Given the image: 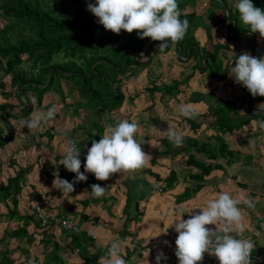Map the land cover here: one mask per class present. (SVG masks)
<instances>
[{
    "label": "trees",
    "instance_id": "1",
    "mask_svg": "<svg viewBox=\"0 0 264 264\" xmlns=\"http://www.w3.org/2000/svg\"><path fill=\"white\" fill-rule=\"evenodd\" d=\"M194 1L177 0L178 10L181 13L180 19H187L189 27L184 38L175 42V47L180 50L181 45L184 44L188 52L187 58L192 54L198 55V57H192L195 63L190 66V69L186 73L179 72L181 74H178L177 79H171L169 83L154 81L159 76L157 73L156 76L150 78L149 86H144L139 91V93L147 94L149 98H146L148 105L138 113L137 118L142 114L144 117L150 116V112L145 114L143 111L152 109L155 102L154 93H158L159 100L166 105L171 97L180 93L179 86L187 85V81L193 72L202 73L209 69L210 75L224 78L228 72L227 65L231 59V64L235 66L232 61H235L239 57L238 55L230 54L226 57L225 54H221V58L226 57V61L221 64L220 74H216V63H221L220 59L217 58L220 44L218 41L213 43L210 35V28L213 26L215 36L220 29L219 27L215 28V20L210 25L208 24L209 27L203 25L205 29L201 28L205 32V41L208 42L209 46L213 44L212 48L209 49L205 43L197 44L192 35L193 30L197 27V22L192 23V19L194 17L201 19V15L195 13L193 9L185 10V6L192 5ZM212 1L222 2L223 7L227 5L225 0H207V20L215 18L217 6H212L214 4ZM95 2L96 0H0V96L2 99L0 101V120H3L4 115L26 117L41 105L43 95L50 90L53 83H57L59 79L71 80L70 90L66 89L65 93L60 92L59 94L70 96L73 88L77 93L76 95L82 99L68 104L64 102L62 95L58 103L67 104L69 107L73 106L72 118L79 120V123L69 125L67 137L75 142L78 149L80 147L82 150L84 144H82V137L78 132L81 127H84V123H81L82 118L91 115L100 121V116L118 110L124 100L128 103L133 101L132 96H125L121 91V77L128 75L127 68L130 65L141 68L147 66L155 54L158 62L157 54L167 51L172 42H167V47L163 51H159L161 42L152 41L151 38L141 39L135 30L131 34L124 30H121L120 34L105 30L98 23V18L88 10V4H95ZM252 3L254 6L264 9V0H252ZM232 8L233 17L227 9V17L222 15L218 22L227 21L226 37L235 40L233 31L238 27L236 19L238 11L234 6ZM229 29L231 31L228 34ZM244 31L246 30L243 28L238 33L245 37ZM249 33L248 35L251 37L255 35L250 30ZM200 49L201 52L199 53ZM149 51H151L150 55H148ZM142 53L146 55V58L140 61ZM263 53L256 52V58H260ZM4 75L8 76L6 80L2 79ZM30 94L36 97L35 104L30 102ZM11 98L14 101H11ZM18 104L21 105V108ZM4 109L6 112H3ZM14 110H17L18 114L14 113ZM211 112L222 129L225 130L226 128V131H231L235 126L234 121L230 118L231 114L226 111V108L214 107ZM83 113L84 117L82 116ZM58 114L59 112L55 113V117ZM185 119L192 121L184 117ZM98 121H93L94 127L92 128L91 123H85V131L90 143L97 140L98 134L103 131L102 124ZM69 123L71 124V121ZM111 124L113 123L111 122ZM91 129L96 132L94 133ZM8 132L6 129V132L0 134L1 148L12 140V134ZM46 133L50 137L48 130ZM157 140L161 144V151L157 152L158 155L170 156L184 149V146L175 147L169 142L165 134ZM153 161L152 158L150 163ZM192 162L196 164V162ZM30 168L31 165L19 167L13 175L6 176L4 181H0V199L7 198L10 201L11 207L8 209V215L12 216L11 218L18 223L16 227L4 231L0 237L1 242L7 234L15 243L13 247H8L5 244L0 245V264H100L98 259L107 256L109 246L104 248L97 246L94 238L83 228H79V231L74 233L53 227L50 223L41 226L35 219L34 209L17 211L18 200L13 196L20 192L24 176ZM210 169V165L203 166L201 174L209 172ZM145 171L154 179V182L159 181L158 174L152 172L148 167H145ZM162 179L165 188H168L175 178L169 170L168 175ZM129 200L126 197L122 213L124 218L120 230L116 231L119 238L128 239V245H130L124 246L123 257L125 259L133 253L139 254L145 248L140 239L133 244L129 241V238L134 236L133 223L141 215L138 213L137 205H135L137 204L136 199H133L131 203ZM130 204L135 211L132 215L128 210ZM83 218L87 219L86 217ZM92 220V223H96L97 217L93 216ZM30 227H32L31 230H29ZM53 228L60 230L63 237L61 238ZM35 234L39 237L37 240L41 248L38 255L31 254L26 247L21 246L23 242L30 245ZM64 241L69 247L68 252L77 257L80 260L79 263L70 261L68 259L70 257L64 256L66 252L62 244ZM13 252H17L16 257L10 256Z\"/></svg>",
    "mask_w": 264,
    "mask_h": 264
},
{
    "label": "crops",
    "instance_id": "2",
    "mask_svg": "<svg viewBox=\"0 0 264 264\" xmlns=\"http://www.w3.org/2000/svg\"><path fill=\"white\" fill-rule=\"evenodd\" d=\"M256 35L257 33L251 37V44L254 48L256 44L259 45ZM237 40H244V37L239 34L238 38L235 37L236 42H238ZM205 42L203 41V43ZM262 46L264 48V44ZM221 52L225 56L228 55L227 51ZM256 52L252 56L256 57ZM261 57H263V54ZM204 72L201 74L203 75ZM207 75L204 78L202 76L201 81H195L196 77L193 73L188 79L187 85L179 86L180 93L171 97L166 105L159 100V96L155 100V105L159 106L160 110L163 109L169 119L176 120V122H173L175 128L183 133L182 146H184V149L170 156L158 155L157 152L161 151V144L157 139L162 137L164 132L158 134V137L154 139L153 148L147 143L148 140L143 138L145 141H138L142 142V149L148 155L146 166L131 172L112 174L107 181H98L93 174L85 173L87 180L76 183L74 185L75 190L71 194H62L52 186L57 174L61 179L69 182L75 179V174L67 171L60 164L64 151L60 147L65 144V141L70 140L67 137L70 128L68 126L69 122H65L64 126L60 128L53 125L54 130L48 131L50 137L47 135L46 130L43 131L42 133L48 136L47 141L44 143L46 148L56 155H54L53 160L50 159L51 161H48L47 157H41L43 158L39 162L41 170L37 169L34 161L31 162L34 163L35 167L33 170L30 168L26 173L27 176H24L22 183L24 185H21L20 190V193L23 192L20 196L21 202L25 205L23 208L31 210L36 205H40L44 207V210L55 213L61 212L71 221L77 223L80 229L82 227L79 226V222H82V225L89 224L94 229L89 228L87 233H92V235H89L95 239L97 246L110 247L113 241H123L121 246V255L123 256L124 246L128 245V239H120L116 231L120 230L124 218L122 214L123 206L129 193L131 195L129 202L131 203L133 199H136L137 204L135 205L139 210L136 209V211L141 213L133 223L134 236L131 239L129 238V241L133 244V242L140 239L145 248L139 254L133 253L126 261L131 262L130 259L133 255L139 256L141 254L143 257L142 252L144 250L149 249L150 246H155L156 251H160L159 253L162 251L166 257V259L160 261V264H179L175 255L176 246L171 244L166 236L169 231L178 234L175 232L174 227H169V225L178 222L181 216L185 220L188 219L191 211L199 212L200 209L196 208L205 206L206 202L214 198L217 193L227 192L233 198H240L241 201L250 199L253 202L254 207H248L243 202L238 205L243 216V232H233L232 235L239 239L251 240L254 244L251 253L252 264H264V198L260 195L262 189H264V131L260 130L258 125L252 123L254 120H264V112L259 115L256 114L260 111L259 105L264 104V97H253L242 84L236 83L234 78L227 73L224 78ZM192 78L193 80H190ZM139 95H142V93ZM216 99H222L233 105L234 110L230 113V118L234 121L235 126L231 131H226V128L225 130L222 129L211 112L214 107H228H220V104H215ZM181 104L195 106L199 115L195 119H191L192 121L184 120V116L178 111V106ZM261 107L264 108V105ZM36 109L39 110L40 106L34 110ZM14 113L18 114V111L14 110ZM112 115H109V118L110 122L114 120L111 124L114 126L120 120ZM134 115L136 114L134 113ZM136 117H133L134 120ZM21 118L17 117V119ZM77 122L79 123V120ZM102 126L103 131L95 141H99L104 134L106 126ZM85 127L84 123V127H81L78 131L82 137V144H84L82 147L84 149L80 150V147L78 149L76 146L80 151L81 172L84 171L87 150L92 144V142L87 143L89 137ZM93 131L96 132L94 129ZM17 132L19 131L13 132V140ZM31 154L33 153L28 155ZM35 157L37 158V154ZM152 158L154 161L150 163ZM192 161L196 164H193ZM206 165H210L211 169L209 172L201 174V168ZM21 167H26V164L21 165ZM145 167L158 174L159 181L154 182V179L145 171ZM169 170H171L175 179L170 187L165 188L162 178L168 175ZM29 178L33 180H28ZM93 184H100L105 187L102 197L97 199L92 195L91 185ZM154 185L158 187L161 185L160 191L154 188ZM136 186L139 192H136ZM31 187L35 191H30ZM130 188L132 191H129ZM26 189L28 190L26 191ZM25 194L27 195L24 196ZM28 203L31 204L28 205ZM10 207L11 203L7 198L0 199V225L2 226L0 237L4 231L10 230L18 224L15 219L11 218L12 216L8 215ZM131 209L133 207L129 205L130 215L135 213ZM17 211H20L19 200ZM21 211L23 210L21 209ZM93 216L97 217L96 223H92ZM206 227L215 229L214 225H207ZM55 232L58 234V231ZM103 234L109 240L101 245L99 244L101 241L97 238ZM34 236L36 240L34 237L33 242L30 244L31 247L38 244L37 239L39 237L36 234ZM4 244L13 247L15 243L13 239L5 234L0 242L1 246ZM31 247H26L29 252H31ZM16 255L17 252H13L10 256L16 257ZM198 264H219V261L216 257L205 253L203 260Z\"/></svg>",
    "mask_w": 264,
    "mask_h": 264
},
{
    "label": "clouds",
    "instance_id": "3",
    "mask_svg": "<svg viewBox=\"0 0 264 264\" xmlns=\"http://www.w3.org/2000/svg\"><path fill=\"white\" fill-rule=\"evenodd\" d=\"M235 8L239 13V20L249 27L251 33H259L264 38V9L254 6L252 0H238ZM88 10L98 18V23L105 30L120 34L121 30L131 34L137 31L139 38H151L161 42L159 51L167 47V42H177L184 38L189 27L187 19L181 20L177 0H96L89 3ZM234 67L229 69L230 77L236 83L242 84L250 94L264 97V57L256 58L244 52L232 61ZM30 102L36 103V97L30 94ZM259 105L260 111L264 108ZM179 113L189 119H195L198 109L193 105L181 104ZM55 106L46 113H36L24 122L29 130L37 129L52 120L55 116ZM264 131V120H254ZM138 125L135 122L122 120L114 126L108 125L99 141H92L85 156L84 171L81 172L80 151L73 140L67 141L60 164L75 174L72 182L61 179L57 174L53 180V188L62 194L74 192V185L87 180L85 173H91L98 181H107L112 174L131 172L146 166L148 155L142 149V142L135 138ZM165 136L175 147H181L183 133L174 126L168 125ZM251 142V141H249ZM105 187L100 184L91 185V193L99 198L104 195ZM243 202L248 207H254L250 199L233 198L229 193H217L209 199L199 212H190L188 219L180 217L174 227L178 234L175 240V255L179 264H198L208 253L218 259L219 264H252L251 253L254 244L248 239H239L233 232H243V216L238 205ZM214 225L215 229L206 227ZM92 235V233H89ZM123 241H113L108 248L106 257L100 258V264H127L121 255ZM166 259L164 254L158 253L156 264Z\"/></svg>",
    "mask_w": 264,
    "mask_h": 264
},
{
    "label": "rangeland",
    "instance_id": "4",
    "mask_svg": "<svg viewBox=\"0 0 264 264\" xmlns=\"http://www.w3.org/2000/svg\"><path fill=\"white\" fill-rule=\"evenodd\" d=\"M212 2L214 3L212 6H217V8L215 10L216 12H215V18L214 19L211 18V19L207 20V18H206V9L208 7L207 0H195L192 5H189V4L186 5L185 10L188 11V10L193 9L195 13H198L201 15V19L195 18V17L192 19V23L197 22V27L193 30L192 35L194 37H196L195 39H197L196 41H197L198 45H202L201 43H203V41H205V35H204L205 32H203V30H202V29H205L203 25H207L209 27L210 23L215 20V24H214L215 28L216 27L220 28L216 32V36L214 34V31H213L214 26H213V28H210V32H211L210 35H211V38L213 39V43H217V41H218L220 44V46H218L217 58L220 59L221 63H219V62L216 63V67H217L216 74L219 75L222 62L225 63L226 57H228L230 54H234L235 56H237V55L239 56L240 54H242L244 52H248L250 55H253L255 51L263 53L264 48H262L263 47L262 45L264 44V38H262L260 36V34L257 32L256 37H258L257 41H258L259 45L256 44L255 48H254V46H252V44H251L252 43L251 36L248 35V34H250L249 33V27L245 26L241 23V21L239 20V13L237 12L236 19L238 21V27H236L234 29L233 35H235V37L238 38V36H239L238 32L244 28L246 30V31H244L245 37H244V40H239V41L237 40L238 42H236L235 40H230V38L228 36L226 37V34H225L227 21H224L222 23L221 22L219 23L218 21L222 15L227 17V13H226L227 9L229 10L231 17H233L234 11H233L232 6L235 7V4L238 2V0H225L224 2L227 3V5L225 7H223L222 2H215V1H212ZM202 22H203V24H202ZM204 22H206V23H204ZM230 31H231V29L228 30V34L230 33ZM223 32H224V36H223ZM205 44L208 45V42H205ZM212 46H213V44H211L209 46V49H211ZM221 51H227L228 52V55L226 57H224L223 59L221 58V54H222ZM200 52H201V49L199 50V53ZM150 54H151V51L148 52V55H150ZM187 54H188V52L186 51L184 44L181 45L180 50H179V49H177V47H175V42H172V44L170 45V48L167 51L159 52L157 54L159 64L157 62V57H155L156 56V54H155V55H153V57L151 58L150 62L147 64V66H145L144 68H141L140 66L135 67V66L130 65L129 68H127L128 75L126 77H121L122 84H121L120 89L124 93L125 96H129V97L132 96L133 101L128 103L127 101L124 100L122 105L118 108V110L112 111L113 115H112V113H110L109 115L114 116V118L119 119L120 121L127 120L129 122H135L138 125V131L135 135V138L137 140H141V141L148 140L147 143L151 145V148L154 147L153 141L155 138L158 137V134L160 135L164 131H166L168 128V125H172L175 127L174 122H176V120L175 119L174 120L169 119L168 118L169 116L166 114V112L163 109L160 110L159 109L160 107L155 105L156 102H154L152 109L150 111H148V110L143 111V113H145V114L150 112L151 117L147 116V115H146V117H144L142 114L140 117L137 118L136 116L138 115V113L140 111H142L148 105V103H147L148 100H146L148 95L147 94L145 95L144 93H142V95H139L141 93V92L139 93V91L141 90L142 87L149 86L150 78L156 76V73L159 76H158V78H155L154 81H156V82L163 81V82H167V83H169L171 81V79H177V74L186 73L190 69L192 62L195 63L193 58L195 56L198 57V55L192 54L191 56H189V58H187ZM263 57H264V53H263ZM145 58H146V55H144L142 53L141 58L139 60L141 61V60H144ZM201 62H203V61L201 60ZM227 69H228L227 74L229 75V69L230 68L228 65H227ZM179 72H181V73H179ZM209 72H210L209 69H206V71L203 73V75L198 71L193 72L194 76L196 77L195 81H201L202 76L204 78V77L208 76L207 74L210 75ZM211 72H212V70H211ZM7 78H8L7 75H4L2 77V79H4V80H6ZM190 80H193V78ZM57 83H53L50 90L43 95V99L41 101L42 106L40 105L39 110L38 109L33 110V112L29 113L26 117H22L21 119H17V117L10 116V115L9 116L4 115L3 120L2 119L0 120V134H1V132H3V133L6 132V129H8V131H9L8 133H10L12 135H13V132L19 131L15 134L14 140L12 138V140H10L2 148H1L2 145L0 144L1 145L0 146V181H4L6 176L12 175L13 172L15 173L16 168L21 167V165L26 164V166H28V165L32 164L31 168L33 170V168L35 167L34 163H31L33 161L36 163L37 169L41 170L40 164H39V162H41L43 159L41 157H47V160L51 161L55 158L54 155H56V154L52 153L49 149L46 148V145L44 143L47 141L48 136L45 133L43 134L42 132L45 130L46 131L47 130L49 131L51 129L54 130L52 128L53 125H56V127H59V128L63 127L65 122H69V119H71L70 120L71 124L69 123L68 126L72 125L74 123H76V124L78 123L77 119L72 118L73 115H71V111L73 110V106L69 107V105H67V104L58 103L59 99H61L62 98L61 96L63 95V94L60 95L59 93L60 92L65 93L67 90H70V88H71L70 86H72L71 80L59 79ZM191 85L193 86V84H191ZM222 89H224V88L222 87ZM71 91H72L71 92L72 95H71V93H70V96L63 95L65 103L69 104V102L73 103L75 100L80 101L82 99V98H79L80 96L78 97L76 95L77 93H76L75 89L72 88ZM226 91H228V90L226 89ZM136 93H138V95H136ZM157 96H158V93H154V96H153L154 101L156 100ZM10 100L14 101V100H12V98ZM0 101H2L1 96H0ZM216 103L220 104V107L228 106L229 108L227 107L226 111H228L229 113H232L234 110L233 105L230 102H225L222 99H216L215 104ZM61 105H62V108H61ZM53 106H55V108H56V113L59 112L57 117L54 116V118L52 120H50L46 124H43L41 127L37 128V129L29 130L27 128V126H24V122L29 120L30 118H32L34 116V114L39 113V112L46 113L47 110ZM19 108H21V105H19ZM63 109H65L64 112H61ZM3 112H6V109H4ZM134 113L136 115H134ZM109 115L104 114V115L100 116V118H99L100 121H98L95 116L88 115L86 117L83 113L82 116L83 117L85 116V117L82 119H83L84 123L93 124L95 121H98L101 124L103 123L102 125L108 126V125H111L112 121H114V120H111V122H110ZM134 116L136 117L135 120L133 118ZM83 122H81V123H83ZM92 127L93 126H91V128ZM39 131H40V133H39ZM91 131H93V130L91 129ZM100 134L101 133H99L98 136H100ZM5 137H6V135H5ZM12 141H13V143H12ZM87 142H89V140ZM66 147H67V141H65V144L61 145L60 148L64 150ZM29 153H33V154H31L29 156L28 155ZM36 154H37V158L35 157ZM39 158H41V159L39 160ZM28 163H31V164H28ZM28 180H33V179L29 178ZM32 185L34 186V184H32ZM135 189H136V192H139V191H137V189H138L137 186ZM27 190L28 189H26V191ZM29 190L35 191L33 189V187H31V189H29ZM129 191H132V189L130 188ZM22 193L19 192V195L21 196ZM26 195L27 194H25L24 196H26ZM127 198H129V199L131 198V195L129 193L127 194ZM21 201L22 200L20 197V199H19L20 211H21V209H24L23 206H25ZM30 204L28 203V205H30ZM130 205H132V204H130ZM131 210L133 211V209H131ZM78 224H79V226H81L86 231H88L89 228L92 230L94 229V227H92L89 224L82 225V222H79ZM1 227L2 226L0 225V229H1ZM31 229H32V227L29 228V230H31ZM54 230L58 231V235L61 238L63 237L60 234L61 233L60 230H57V229H54ZM80 234H82V233H80ZM97 239L101 241L99 243L101 245H104L105 241L109 240V238L105 234L100 235L99 238H97ZM35 240H36V237H35ZM62 244L64 245V248H65L64 251H66L64 256L66 258L70 257V258H68L70 261H73L75 263H79L80 260L68 252L69 247L67 244H65V241L62 242ZM21 246L22 247H27V246L31 247V245L26 244L25 242H23L21 244ZM40 251H41V248H40L39 244H35L31 247L30 253H32L34 255H38ZM159 252L156 251L155 246H152V247L150 246L149 249H146L142 252L143 257L141 256V254L139 256L133 255L132 258L130 259L131 262H128L129 261L128 260L127 264H156V256ZM100 258L101 257H99V260H98L99 263H100Z\"/></svg>",
    "mask_w": 264,
    "mask_h": 264
},
{
    "label": "built area",
    "instance_id": "5",
    "mask_svg": "<svg viewBox=\"0 0 264 264\" xmlns=\"http://www.w3.org/2000/svg\"><path fill=\"white\" fill-rule=\"evenodd\" d=\"M154 188L159 190V187L156 185H154ZM260 195L261 197L264 198V189H262ZM13 197L16 200L20 199L19 193H16ZM33 209L35 213V219L39 222L41 226H44L47 223H50V225H52L53 227H57L64 231H69V232H74V233L79 231V227L77 226V224L71 221L63 213L57 214L52 211L44 210V208L40 205H36ZM166 236L168 237L171 244L175 245V240L177 238V235L169 231L166 233Z\"/></svg>",
    "mask_w": 264,
    "mask_h": 264
},
{
    "label": "water",
    "instance_id": "6",
    "mask_svg": "<svg viewBox=\"0 0 264 264\" xmlns=\"http://www.w3.org/2000/svg\"><path fill=\"white\" fill-rule=\"evenodd\" d=\"M228 66H229V68L234 67V66L231 64V60L229 61Z\"/></svg>",
    "mask_w": 264,
    "mask_h": 264
}]
</instances>
